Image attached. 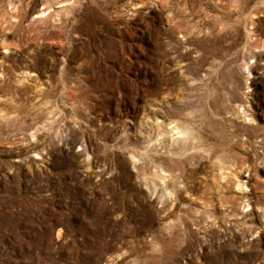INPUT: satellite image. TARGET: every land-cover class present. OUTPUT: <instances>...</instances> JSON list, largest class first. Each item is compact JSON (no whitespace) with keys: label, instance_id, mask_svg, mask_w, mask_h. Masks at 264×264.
Here are the masks:
<instances>
[{"label":"rangeland","instance_id":"374dc122","mask_svg":"<svg viewBox=\"0 0 264 264\" xmlns=\"http://www.w3.org/2000/svg\"><path fill=\"white\" fill-rule=\"evenodd\" d=\"M0 264H264V0H0Z\"/></svg>","mask_w":264,"mask_h":264}]
</instances>
